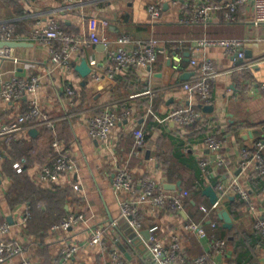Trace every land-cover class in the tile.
<instances>
[{"label": "crops", "instance_id": "obj_1", "mask_svg": "<svg viewBox=\"0 0 264 264\" xmlns=\"http://www.w3.org/2000/svg\"><path fill=\"white\" fill-rule=\"evenodd\" d=\"M184 1L0 0V22H11L23 37L18 41L21 44L7 50L0 42V54L10 55L0 57L1 80L38 76L41 82L36 93L27 94L19 101L0 100V126L25 111L28 100L35 97L49 115H67L58 120L51 133L63 134L60 137L66 142L67 152L76 160L73 172L41 181L42 164L55 157V150L48 146L50 133L46 129L49 128L28 123L9 148L7 139L0 138V152L4 154L0 160V220L9 221L7 236L20 240L24 246V251L16 256L0 258V264H20L23 258L33 264H63L61 251L71 243L80 245V250L66 264H112L113 249L128 264H156L146 244L150 228L155 225L158 226L156 235L164 245H169L174 236L180 237L187 264H194L198 255L210 249L213 235L228 241L226 252L216 257L217 264H264V239L256 230L255 213L240 195L230 191L214 206L204 193L208 185L216 189L219 183L227 186L237 179L251 190L258 207L264 205V180L251 178L241 167L242 147L252 148L258 138L264 137V96L260 87L264 81V60H261L264 49L256 40L262 27L251 23L250 5L238 9L241 20L237 22L227 21L224 10L218 11L215 19L206 24L184 22ZM151 4L160 7V18H152ZM52 17L68 33L82 40L89 38L90 18L106 17L110 20L109 26L100 29V34L111 39L127 33L135 39L161 40L158 60L151 66L111 72L112 62L105 45L84 43L73 56L75 68L67 71L52 61V45L31 36L36 27L45 26ZM202 37L247 38L245 57L226 54L222 47L199 51L200 57L212 59L223 72L213 86L211 100L203 104L197 103V99L194 101L205 120H202L203 127L196 129L192 124L179 127L172 120L162 119L176 106L189 103L183 83L195 75V68L190 65V46ZM175 53L183 56L182 69L178 72L172 67ZM82 58L92 68L86 77L76 70ZM68 86L75 88V97L67 93ZM147 90L150 92L145 93ZM106 107L129 109L131 115L114 127L108 140L103 142L89 135L86 117ZM136 128L146 132V143L139 150L134 141ZM245 132L250 140L243 137ZM208 133L223 140L221 148L208 147L205 142ZM23 159V169L27 168L38 191L33 201L12 203L7 194L14 186L13 163ZM203 159L208 160L205 173L200 167ZM123 165L137 181L153 177L164 187L166 183L180 181L177 188L189 191L184 209L174 212L167 208L142 207L144 228L139 236L122 215L120 200L124 193L118 195L113 188L115 173ZM77 182L81 190L74 188ZM202 205L210 209L208 214ZM219 206L230 213L231 228L224 226ZM27 207L32 216L22 223ZM70 212L82 213L85 219L69 230L53 231L52 224ZM189 221L202 225L207 235L201 237L188 229ZM91 226L103 229L102 244L89 242Z\"/></svg>", "mask_w": 264, "mask_h": 264}, {"label": "built area", "instance_id": "obj_2", "mask_svg": "<svg viewBox=\"0 0 264 264\" xmlns=\"http://www.w3.org/2000/svg\"><path fill=\"white\" fill-rule=\"evenodd\" d=\"M75 2L76 0H65ZM91 1V0H81ZM179 3L180 0H173ZM184 22L206 24L213 21L220 10H224L225 19L229 22L240 21L238 9L243 5L251 6V23L256 27H262V32L256 36L257 42L264 49V0H229L227 2H217L214 0H185ZM149 11L153 19L161 16L160 7L156 4L149 6ZM110 20L106 17H92L89 19V38L82 40L79 36L68 33L61 25L60 21L52 17L45 26L36 27L32 33V38L43 40L52 45V61L67 71L73 70L75 64L74 54L80 49L82 44H104L108 49V57L112 62L111 72L129 69L134 66L147 67L157 62L161 40L151 38L148 40L135 39L131 34H121L114 39L100 34V29L109 26ZM23 37L17 32L15 25L9 21L0 22V42L19 41ZM58 43L57 46L55 43ZM247 38L228 37V38H209L202 37L195 41L194 46H190L191 58L190 65L195 68V75L183 83V88L189 95V103L182 104L173 108L162 120H172L179 127L187 125H196V129L203 127L202 112L196 105L197 103H207L211 100L213 86L222 74L215 62L210 58L200 57L199 51L207 47H222L226 54L235 55L237 58L245 57V45ZM56 47H55V46ZM2 47L9 48L5 44ZM2 59L10 57L7 52L0 54ZM173 69L178 72L182 69L181 53L173 55ZM16 60V59H15ZM264 60V55L261 57ZM100 78L99 75H96ZM2 81V82H1ZM0 100L19 101L27 94L36 93L41 86L38 76L21 77L15 76L7 80H0ZM264 96V81L260 85ZM150 92V90L145 91ZM67 93L75 97L76 90L72 86L67 87ZM152 111L151 109H149ZM131 111L129 109L118 110L112 107H106L101 112L90 114L86 117L89 135L92 138L106 142L113 130L120 122L129 118ZM67 115L51 116L41 106V103L35 98L28 100L25 111L20 112L10 122L0 126V138L10 139L15 135H20L27 129L28 123L34 125H43L55 130L58 120L66 118ZM202 121V122H201ZM205 121V120H204ZM203 123V124H202ZM135 147L142 149L146 143V132L142 128H136L134 131ZM205 142L210 149L218 150L223 145V140L217 138L214 134L208 133ZM52 146L55 150V157L51 162L42 164L39 178L41 181L57 179L63 173H70L76 170V160L67 152L66 142L63 138L57 137L53 140ZM4 154L0 152V160ZM23 159L14 163L18 172L23 170ZM222 163V162H220ZM200 167L205 173L208 171V160H201ZM241 167L249 173L251 178L264 180V137L256 140L254 146L242 147L241 149ZM76 190H81L80 183H74ZM113 188L115 192L124 196L120 200L122 215L128 220L130 227L140 236L144 228L142 219V207L148 206L152 209L167 208L174 212H180L184 209V200L189 195V191L183 188L169 190L163 183L153 177H145L137 181L133 173L125 165L118 167L113 178ZM216 190L221 197L234 191L240 195L247 207L255 213V227L258 233L264 239V205L258 207L253 193L250 189L244 187L237 179H234L227 186L218 184ZM205 213L210 209L201 206ZM32 216L29 207L26 208L22 216V223H26ZM85 219L84 214L78 212L68 213L61 221L52 224L53 231L62 229L69 230ZM215 225V223H213ZM10 223L7 220H0V258L9 259L24 251V246L20 240L9 238L7 234L10 231ZM188 229L196 232L201 237L207 235L204 227L199 223L189 221ZM155 225L150 228V237L146 244L150 250L152 259L156 264H187L188 259L180 237L174 236L169 245H164L157 237ZM103 229L98 226L90 227V243L93 245L102 244ZM228 241L226 238L213 235L210 249L198 255L194 259V264H217L216 257L226 252ZM80 250V245L71 243L66 245L60 254V262L69 263ZM112 264H128L120 255L117 249L112 250ZM20 264H33L28 258H23Z\"/></svg>", "mask_w": 264, "mask_h": 264}, {"label": "trees", "instance_id": "obj_3", "mask_svg": "<svg viewBox=\"0 0 264 264\" xmlns=\"http://www.w3.org/2000/svg\"><path fill=\"white\" fill-rule=\"evenodd\" d=\"M63 123H66V122L64 121ZM46 130L49 131V133H50L49 140H48L49 149L53 150V152H54L52 142L55 138L60 137L63 134L61 135V133L58 130H57L58 132H55V134H52L54 132L51 130V128L46 129ZM66 134H68V133L66 132ZM17 136L18 135H15V136L11 137L10 139H7L6 143L8 144L7 145L8 148L11 147V144H12L11 142ZM22 153L26 154V152H22ZM23 154H21V155H23ZM6 165H8L7 167H11V165H9V164H6ZM13 167H14V163H13ZM11 176L13 179L14 186L11 187L10 191L7 194L9 201L12 203L19 201V200H21V201L23 200L25 202L28 200L33 201L35 198V194L38 191V189H37L36 185H34V182L31 181L32 179L27 172V168L25 167V169H23L21 172H18L16 168H13Z\"/></svg>", "mask_w": 264, "mask_h": 264}, {"label": "water", "instance_id": "obj_4", "mask_svg": "<svg viewBox=\"0 0 264 264\" xmlns=\"http://www.w3.org/2000/svg\"><path fill=\"white\" fill-rule=\"evenodd\" d=\"M5 44L9 45L10 47H13V46L21 44V43L18 41H8V42H2L1 45H5ZM234 56L236 57L237 54H235ZM76 70H78L83 77L88 76L92 72V68H91V66L88 63V60L86 58H82L81 62L76 65ZM186 74H187V76L191 75V73H186ZM0 80H1V76H0ZM205 109L210 110L211 107H205ZM243 137L247 140H250L249 134L247 132L243 133ZM180 183H181L180 181L177 184L166 183L165 187L167 189H173L174 190L180 185ZM204 193L210 197V200L213 204H216L217 201L219 200V193L214 188L213 185L206 186L204 188ZM218 211H219V216L224 220V226L231 228L233 225V220H232L230 213L225 208H223L222 206H219Z\"/></svg>", "mask_w": 264, "mask_h": 264}, {"label": "rangeland", "instance_id": "obj_5", "mask_svg": "<svg viewBox=\"0 0 264 264\" xmlns=\"http://www.w3.org/2000/svg\"><path fill=\"white\" fill-rule=\"evenodd\" d=\"M223 33H224V32H223ZM223 33H222V34H223ZM224 34H225V33H224Z\"/></svg>", "mask_w": 264, "mask_h": 264}]
</instances>
